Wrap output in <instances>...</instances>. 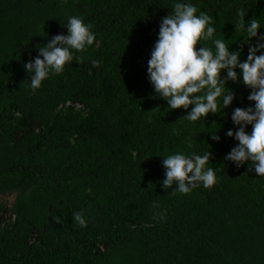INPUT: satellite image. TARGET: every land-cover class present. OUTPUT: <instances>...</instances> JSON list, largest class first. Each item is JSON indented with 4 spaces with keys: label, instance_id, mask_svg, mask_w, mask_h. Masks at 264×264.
Segmentation results:
<instances>
[{
    "label": "trees",
    "instance_id": "obj_1",
    "mask_svg": "<svg viewBox=\"0 0 264 264\" xmlns=\"http://www.w3.org/2000/svg\"><path fill=\"white\" fill-rule=\"evenodd\" d=\"M175 2L0 0V264H264V177L251 162L224 159L238 143L226 136L236 130L231 113L254 104L250 89L229 81L233 103L190 122L148 81ZM181 2L212 16L215 38L243 49L241 61L248 45L237 9L264 34V0ZM70 16L90 23L96 40L33 91L23 66L37 45L67 34ZM208 150L214 186L163 188V158Z\"/></svg>",
    "mask_w": 264,
    "mask_h": 264
},
{
    "label": "clouds",
    "instance_id": "obj_2",
    "mask_svg": "<svg viewBox=\"0 0 264 264\" xmlns=\"http://www.w3.org/2000/svg\"><path fill=\"white\" fill-rule=\"evenodd\" d=\"M173 8L159 24L158 38L147 62V77L154 93L166 101L168 109H183L187 113L183 119L197 122L204 121L210 113H222L233 103L235 93L226 87L229 81H239L250 89L247 100L254 104L234 108L231 113L236 130L229 129L226 136L238 143L224 159L237 168L251 162L249 170L264 177V34L258 32L262 28L259 19L246 23L244 10L237 9L238 27L245 33L244 43L248 45L247 58L241 61L243 49L230 51L224 37L215 38L212 16L181 0ZM64 28L66 35H55L47 44L37 45L38 55L23 66L31 74L29 85L33 91L50 76L63 73L65 66L73 62L74 52L87 51L96 40L92 25L79 16L68 17ZM207 41L214 47L204 46ZM91 64L99 67V61L92 60ZM248 126L250 133L246 131ZM216 132L209 135L219 142ZM187 143L192 146L191 141ZM210 159L209 150L202 155L176 152L163 158V188L175 185L174 191L188 194L200 186H214L217 176ZM73 218L80 227L87 226L81 212L74 213Z\"/></svg>",
    "mask_w": 264,
    "mask_h": 264
}]
</instances>
